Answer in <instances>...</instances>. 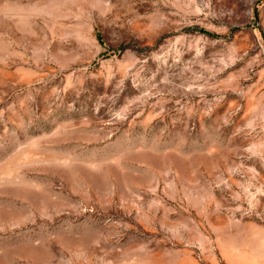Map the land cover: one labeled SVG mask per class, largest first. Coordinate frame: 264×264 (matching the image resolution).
<instances>
[{
	"label": "rangeland",
	"instance_id": "1",
	"mask_svg": "<svg viewBox=\"0 0 264 264\" xmlns=\"http://www.w3.org/2000/svg\"><path fill=\"white\" fill-rule=\"evenodd\" d=\"M0 264H264V0H0Z\"/></svg>",
	"mask_w": 264,
	"mask_h": 264
}]
</instances>
